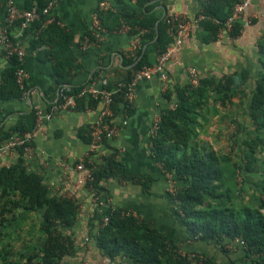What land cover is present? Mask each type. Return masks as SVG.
<instances>
[{
    "label": "crops",
    "instance_id": "0c3cea01",
    "mask_svg": "<svg viewBox=\"0 0 264 264\" xmlns=\"http://www.w3.org/2000/svg\"><path fill=\"white\" fill-rule=\"evenodd\" d=\"M9 1L0 0V21L6 17ZM13 2L20 8L26 6V0ZM102 2L106 6L100 8ZM206 2L207 0H57L51 14L71 37L69 45L59 56V59L70 66V85L82 87L92 81L99 85V78L103 76L115 83L132 70L134 63L129 56V47L139 27H133L129 32L120 31V14L130 19L155 16L157 23L173 13L183 14L194 20ZM235 2L236 0H221L224 10L228 12ZM98 10L104 14L111 12V15H104L103 25L101 23L103 29L100 36L96 37L93 34L94 14ZM235 26H238L237 32L217 30L212 34L203 22L193 25L186 38L175 47L173 58L164 65L167 81L164 83L161 75L154 73L137 84L131 101V112L126 111L121 101L118 103V110H112L110 121L118 129L114 137L92 142L90 126L100 115L103 105L99 101L96 105L89 106L86 97L84 103L76 102L73 108L59 109L50 119L44 118L36 122L35 127L30 130L33 151L24 160L27 170L41 176L51 195L72 198L79 206L78 219L67 230L74 240L77 252L73 257L65 258L63 264H116L118 259L110 261L102 255L94 239L103 217L114 206L123 207L139 219L152 223L176 242L182 252L205 253L220 264H229L231 261L234 264H244L239 248L233 247V250L224 252L213 241L190 238L189 231L174 213L176 204L168 192L169 181L162 167L153 158L150 141L155 118L160 117L164 108L173 104L176 88L189 82V67H195L199 77L214 79L247 71V91L252 89L263 69L260 45L264 44V0H252L245 17ZM39 31L33 23L22 31L18 25L11 28L13 37L23 44L25 56L21 65L28 76L22 95L0 97V130L15 127L34 111L51 110L59 99L58 91L62 82L54 74L55 60L33 47V39ZM54 38L53 34L47 37L53 41ZM141 43L140 50L146 52L151 61H155L157 52L153 40L143 44L141 38ZM45 48H48L47 45ZM13 67L12 59L0 52V85ZM233 100L232 105L217 104L216 114L206 115V120L201 118L202 127L197 138L200 145L206 144L218 152L227 153L230 151L224 150L240 148L237 143L231 142L233 131L237 133L240 142L253 133V121L246 110L248 102L242 103L241 97ZM112 150L116 152V159L122 162L125 172L143 175L148 187H145L143 181L124 180L117 175L102 179L101 184L106 189V194L97 195L88 184L77 185L81 176L75 167L78 158L85 154L88 163L97 165ZM233 155L236 156L235 152ZM19 156L22 155L18 151L0 154V165H11ZM174 178L177 185H180L175 175ZM255 193L257 194L256 190Z\"/></svg>",
    "mask_w": 264,
    "mask_h": 264
},
{
    "label": "trees",
    "instance_id": "16d2710c",
    "mask_svg": "<svg viewBox=\"0 0 264 264\" xmlns=\"http://www.w3.org/2000/svg\"><path fill=\"white\" fill-rule=\"evenodd\" d=\"M47 2L26 0L25 8L40 11ZM203 8L207 15L222 20L229 14L224 10L221 0H208ZM106 14L111 15V12ZM106 14L99 13L101 23H104ZM119 17L133 27L146 28L142 42L145 44L153 40L157 53L164 51L172 40L167 33L165 20L157 23L155 16L130 19L120 14ZM116 19L119 18L116 16ZM43 20L44 16L33 23L36 30ZM203 24L212 34L218 30L217 25L209 19ZM238 30V26H235L234 32ZM50 34L55 36L54 41L47 39ZM70 41L71 37L57 23H50L33 39L35 49L40 53L44 51L47 57L55 60L54 74L62 84H70L71 71L70 66L59 56ZM46 45L48 48H45ZM260 48L263 69L251 90L247 91V71L221 79L201 76L198 85L188 82L179 86L176 88L175 101L161 111L159 127L150 136L154 160L164 172L174 173L180 182L174 213L189 231L190 238L213 241L224 252L233 250L228 245L233 239L239 238L243 244L235 248L240 249L244 264H264V170L259 161L264 150V44ZM12 62L14 67L0 85L1 98L20 96L24 92L15 76L16 59L12 58ZM153 62L141 49L132 69ZM131 71L125 77L126 80ZM115 86L116 82L111 83L109 88ZM80 88L74 86L73 90L77 92ZM84 97L89 106L100 101L90 95ZM84 97L76 98V102L84 103ZM235 97H241L242 103L248 102L247 114L254 125L253 133L241 142L237 133L232 132L231 142L240 146L239 150H235L239 155L234 156V150L218 152L206 144L200 145L197 138L202 127L201 118L206 120V115L216 114L218 105H232ZM120 101L124 103L126 111L131 112V103L124 100L120 92L114 94L112 110H118ZM25 118L15 127L0 130V144L12 132L30 131L35 127L36 111ZM86 166L91 168L93 177L88 185L97 193L106 194L101 181L114 175L124 180L143 181L148 187L143 175L125 172L113 150L100 164L87 162ZM244 174L259 179L253 185L250 184L258 194L254 205L236 201L245 191L244 179H247ZM239 176H242L241 181ZM78 208L72 198L51 195L41 176L27 170L23 156H19L11 165H0V264H63L65 258L73 257L77 249L67 230L75 225ZM34 213L40 218L38 241L36 244L24 243L16 248L15 240L23 220L32 218ZM107 216L108 221L99 226L94 239L102 255L110 261L118 259L116 264H220L205 253L182 252L179 245L156 226L139 219L123 207H111ZM229 264H234V261Z\"/></svg>",
    "mask_w": 264,
    "mask_h": 264
},
{
    "label": "built area",
    "instance_id": "2783aa9c",
    "mask_svg": "<svg viewBox=\"0 0 264 264\" xmlns=\"http://www.w3.org/2000/svg\"><path fill=\"white\" fill-rule=\"evenodd\" d=\"M57 0H48L47 4L42 10L38 11L35 9H27L25 7L20 8L13 0H10L7 5V14L3 21H0V52L7 58L16 59L15 76L16 80L21 88L25 87V79L27 78V72L22 67L21 62L25 56V50L23 44L16 37L11 34V28L14 25H18L20 30H24L29 25L34 23L36 20H40L44 16V20L39 30L44 29L50 23H59L58 20L51 14V9ZM208 1V0H207ZM252 0H236L232 5L229 14L224 20L219 19L215 16L207 15L204 12V8L200 11L198 16L191 20L185 15L180 13H173L165 17V24L167 33L173 38V41L169 43L164 51L158 52L156 59L152 64H146L139 68H133L129 78H125L116 81V86L112 89L109 88L111 82L107 77L99 78V85L95 81H92L82 86L77 92H74L73 87L70 84H62L59 88L58 94L59 99L57 103L52 107L51 110L36 111V122H40L42 119H50L55 111L59 109H70L75 106L76 98L84 96H92L99 99L102 102L103 108L96 119V121L90 126V135L93 143L101 142L106 138H112L117 134V127L114 126L110 121L112 114V103L114 100V94L120 92L124 100L131 103L135 95V88L137 84L147 78H150L154 73L161 75L162 81H167V74L164 70V65L167 61L171 60L174 55L175 47L180 44L184 38L189 34L190 28L193 25H199L206 19L211 20L217 25L218 30L233 31L238 21L245 17L247 8L251 5ZM106 6L105 2L100 4V8ZM119 30L123 32H129L133 26L127 22L124 18L120 17ZM95 34L96 37L100 36V31L103 29L99 10L94 14ZM147 32L146 28L139 27L137 32L134 34V38L130 43L129 56L132 58L135 64L139 59V50L141 48V38L143 34ZM189 72V83L191 85L199 84V75L197 69L193 66L188 68ZM160 117L155 118L150 135L152 136L159 127ZM32 131H15L0 144V154L11 153L13 151L22 152V156L28 158L32 155ZM88 162L87 155L83 154L76 161L75 167L80 171L81 176L77 181V185H86L90 182L92 177L91 168L86 166ZM168 178V192L174 198L176 208L177 200L176 196L178 193L179 186L174 178V174L171 172H165ZM89 187L92 188L91 185ZM97 195L100 193L95 192ZM98 197V196H97ZM108 216H104L100 225L106 224ZM198 237V236H197ZM243 242L239 238H235L229 243V247H235L236 245L242 246Z\"/></svg>",
    "mask_w": 264,
    "mask_h": 264
},
{
    "label": "rangeland",
    "instance_id": "374dc122",
    "mask_svg": "<svg viewBox=\"0 0 264 264\" xmlns=\"http://www.w3.org/2000/svg\"><path fill=\"white\" fill-rule=\"evenodd\" d=\"M228 126H230L231 128V123H229ZM253 128H254V125H253ZM224 151H231V150H224ZM236 155L237 156L239 155L238 152L236 153ZM259 161L261 162L263 170H264V150L259 156ZM245 177L247 180L244 179V182H245L243 186L245 188L244 195L236 199V201L237 202L243 201V203L254 205L257 200L258 194L255 193V187H251L250 184H252L254 181L256 182L259 179L258 177H253L251 174ZM241 178L242 176H239V181H241ZM39 223H40V218L37 215V213H34V216H32V218H29V219L27 218L23 220L22 226L20 230L18 231L17 239L15 240L16 248L20 247L24 243L36 244V242L38 241V235H39L38 229H37L39 226Z\"/></svg>",
    "mask_w": 264,
    "mask_h": 264
}]
</instances>
